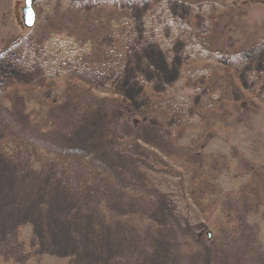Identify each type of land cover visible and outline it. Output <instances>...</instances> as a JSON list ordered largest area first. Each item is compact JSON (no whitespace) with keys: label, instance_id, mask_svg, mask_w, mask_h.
I'll return each mask as SVG.
<instances>
[{"label":"rangeland","instance_id":"rangeland-1","mask_svg":"<svg viewBox=\"0 0 264 264\" xmlns=\"http://www.w3.org/2000/svg\"><path fill=\"white\" fill-rule=\"evenodd\" d=\"M186 1L0 0V264H264V0Z\"/></svg>","mask_w":264,"mask_h":264},{"label":"trees","instance_id":"trees-1","mask_svg":"<svg viewBox=\"0 0 264 264\" xmlns=\"http://www.w3.org/2000/svg\"><path fill=\"white\" fill-rule=\"evenodd\" d=\"M180 1L187 2L186 0H180ZM202 43H205V41H203L202 38H197L194 46L191 47L192 49L191 51L193 53H194V50L197 48V52L194 57L196 59H199L198 57L200 54H202L203 56V54L210 53V48L208 46H205ZM43 49H44V52H46L52 58L51 69L54 71H56L60 66H63L66 63L74 62L76 59H80L87 52V49L84 48V46H79L72 37H70L69 35L65 33H53L49 37V39H47L44 42ZM203 49L204 50L206 49L207 52L206 51L203 52L204 51ZM196 59H193V60H196ZM198 75H202V74H198ZM186 77L187 79L189 78L188 73L186 74ZM185 87L183 83L179 82L176 85V88H175L176 90L172 93L171 97L180 102L181 101L184 102V98H186V96H190L191 97L190 101H192V98L196 95V92L192 88H189L187 90ZM207 98L215 102V107L217 110L212 108L213 111H210L211 107L213 106L209 104L210 105V109H209L206 106L208 105L206 102L202 103L203 107L201 106V108L196 110V116L198 117L197 121H198L200 129L208 128L210 132H212L213 134L215 133L218 136L232 134V127L229 124L230 120L222 119L221 118L222 116L220 117V114H219V109L221 107H225L226 110L229 109L228 112L231 113L230 110H233L230 106L231 103L228 102V100L221 97L219 94L214 95L213 97L208 96ZM204 106H206L207 108Z\"/></svg>","mask_w":264,"mask_h":264},{"label":"water","instance_id":"water-1","mask_svg":"<svg viewBox=\"0 0 264 264\" xmlns=\"http://www.w3.org/2000/svg\"><path fill=\"white\" fill-rule=\"evenodd\" d=\"M36 0H25L22 8V21L26 29H33L37 24V13L35 11ZM210 236V234H209Z\"/></svg>","mask_w":264,"mask_h":264}]
</instances>
